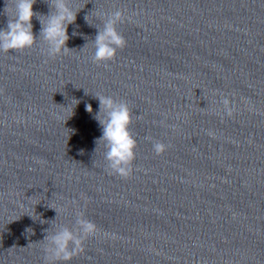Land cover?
I'll return each instance as SVG.
<instances>
[{
  "label": "water",
  "instance_id": "95a60500",
  "mask_svg": "<svg viewBox=\"0 0 264 264\" xmlns=\"http://www.w3.org/2000/svg\"><path fill=\"white\" fill-rule=\"evenodd\" d=\"M71 2L85 7L68 53L40 40L0 52V264H44L45 229L75 228L79 212L98 233L57 264H264V0ZM95 8L124 14L127 43L107 66L92 61ZM96 94L132 111L128 178L95 143Z\"/></svg>",
  "mask_w": 264,
  "mask_h": 264
},
{
  "label": "clouds",
  "instance_id": "9594fccd",
  "mask_svg": "<svg viewBox=\"0 0 264 264\" xmlns=\"http://www.w3.org/2000/svg\"><path fill=\"white\" fill-rule=\"evenodd\" d=\"M44 2L49 8L47 14L34 11L37 0H5V6L0 15L7 17V24L5 28L0 29V52L28 50L33 48L38 40L46 45V54L51 58L66 54L71 50L68 47L70 39L68 27L76 23L78 13L85 6L77 10L72 6L71 0H44ZM94 13L97 18H102V26H95L91 23L89 17ZM34 18L41 25L39 39L33 31ZM84 19L89 26L98 29V34L92 41L95 49L92 61L97 64L104 63L107 66L108 61L115 59L117 50L123 49L127 43L118 31V25L124 21V14L119 9L112 12H100L95 8L85 15ZM77 34L73 32V35ZM86 94H88L87 91ZM94 96L99 101V111L94 113L90 103L86 105V111L94 113L93 118L102 130V136L95 141L97 148L100 144L104 145V158L110 174L128 178L133 171L132 165L137 147V140L130 130L133 122L132 111L126 102H118L111 96L101 94ZM79 103V100L72 99L70 104L76 106ZM219 103L223 106V112L226 115L231 116L235 111L234 105L227 97H223ZM147 139L151 140V137ZM153 150L157 155L162 154L166 150V145L154 142ZM50 208L55 209L58 215L60 214L58 209ZM30 230V228L27 229L28 232ZM45 232L47 234L43 239L46 242L44 264H57V262H70L74 257L83 253L85 241L95 236L98 228L94 222L79 212L75 228L52 224V227L45 229Z\"/></svg>",
  "mask_w": 264,
  "mask_h": 264
}]
</instances>
